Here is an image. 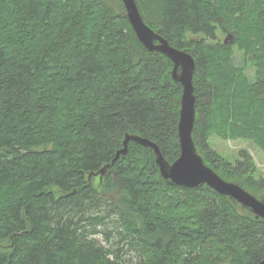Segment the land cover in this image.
<instances>
[{
    "label": "trees",
    "instance_id": "obj_1",
    "mask_svg": "<svg viewBox=\"0 0 264 264\" xmlns=\"http://www.w3.org/2000/svg\"><path fill=\"white\" fill-rule=\"evenodd\" d=\"M135 1L194 59L204 163L264 193L247 150L229 162L208 142L229 133L264 146V0ZM123 11L120 0H0V264H257L264 219L206 185H168L136 142L111 165L126 134L170 163L179 155L173 63L138 41ZM233 45L257 66L252 78L233 65Z\"/></svg>",
    "mask_w": 264,
    "mask_h": 264
},
{
    "label": "water",
    "instance_id": "obj_2",
    "mask_svg": "<svg viewBox=\"0 0 264 264\" xmlns=\"http://www.w3.org/2000/svg\"><path fill=\"white\" fill-rule=\"evenodd\" d=\"M120 1L124 9L123 14L129 21L138 41L149 51L161 52L173 63L172 78L179 82L182 88L177 124L179 155L170 163L154 142L138 135L126 134L123 147L117 150L111 165L127 151L128 141L136 142L153 150L159 178L168 185L183 187L206 185L218 194L227 196L232 202L240 204L244 209L253 213L256 218L264 219V196L255 197L238 183L223 179L204 163L196 149L192 137L195 122V97L192 82L195 64L193 57L188 52L171 46L166 38L150 28L144 22L135 0ZM224 43H226V39ZM109 166L105 165L99 170L100 177L104 175ZM257 264H264V257Z\"/></svg>",
    "mask_w": 264,
    "mask_h": 264
},
{
    "label": "rangeland",
    "instance_id": "obj_3",
    "mask_svg": "<svg viewBox=\"0 0 264 264\" xmlns=\"http://www.w3.org/2000/svg\"><path fill=\"white\" fill-rule=\"evenodd\" d=\"M252 4V3H251ZM230 32L225 31L220 26H216L215 36L217 40L223 41L226 39V42H231ZM188 37H195L190 33H186ZM215 40L209 39V43H213ZM238 45H233L231 49V58L233 60V65L242 70L244 75L248 78H252L254 76V72L257 66L254 65L253 60L249 58L247 53L242 49H239ZM241 129L238 126V130ZM210 147L218 153L222 158L227 159L229 162H235L239 158V150L245 149L249 152V154L253 157L254 162L256 164V172L255 178H264V146L257 145L252 139L242 137L239 135L232 136L231 134H224V136L214 134L208 139ZM264 196V193L259 194L257 197ZM240 205V204H239ZM241 206V205H240ZM242 207V206H241ZM243 208V207H242ZM108 228L111 229L110 225ZM98 231H102L104 227L101 225L97 227ZM96 236L99 238L102 244H105L103 241V237L101 233H97ZM111 244L116 242L117 235L115 231H112L111 235ZM126 258H132V260H136V253L133 251L125 252Z\"/></svg>",
    "mask_w": 264,
    "mask_h": 264
},
{
    "label": "bare ground",
    "instance_id": "obj_4",
    "mask_svg": "<svg viewBox=\"0 0 264 264\" xmlns=\"http://www.w3.org/2000/svg\"><path fill=\"white\" fill-rule=\"evenodd\" d=\"M159 175V174H158Z\"/></svg>",
    "mask_w": 264,
    "mask_h": 264
}]
</instances>
